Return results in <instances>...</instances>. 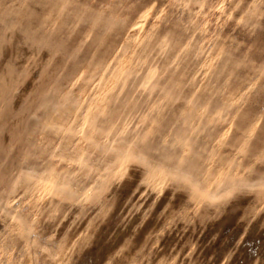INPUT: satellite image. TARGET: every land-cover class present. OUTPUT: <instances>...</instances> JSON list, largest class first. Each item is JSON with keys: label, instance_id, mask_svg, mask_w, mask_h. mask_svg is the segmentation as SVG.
<instances>
[{"label": "rangeland", "instance_id": "obj_1", "mask_svg": "<svg viewBox=\"0 0 264 264\" xmlns=\"http://www.w3.org/2000/svg\"><path fill=\"white\" fill-rule=\"evenodd\" d=\"M0 264H264V0H0Z\"/></svg>", "mask_w": 264, "mask_h": 264}]
</instances>
